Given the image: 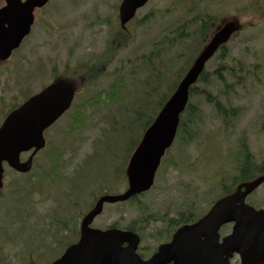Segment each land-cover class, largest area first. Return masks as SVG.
<instances>
[{
  "label": "rangeland",
  "instance_id": "374dc122",
  "mask_svg": "<svg viewBox=\"0 0 264 264\" xmlns=\"http://www.w3.org/2000/svg\"><path fill=\"white\" fill-rule=\"evenodd\" d=\"M176 1L148 0L145 5L138 9L136 12L138 20L143 17L146 18L145 16L149 14L152 17L133 31V42L121 50L112 63V81L122 79L129 83V80L132 82L131 78H138L140 82L147 81L146 86H136L137 93L133 97L136 100V105L140 107L148 101V105L140 110L144 119L143 121L139 120L137 125L140 127L134 126L128 131V139L135 142L140 138L143 131L141 126L154 116L159 103L162 101V96L153 97V87L158 88V79L154 78V75L160 77L159 73H148V76L143 78L144 69L148 67L147 63L136 65L134 77L128 76L125 69L123 72L122 66L124 64L125 68V61H128L132 67L130 60L136 59L144 53L150 55V61L153 60V63L157 64L160 61L175 59L184 51H188L179 60L173 71L168 74L171 83H173L181 70L188 65L192 57L189 51L191 49L196 50L197 46L194 35H192L196 32V26L191 21L195 15L193 12H189L188 8H185L190 3L197 5L199 11H206L214 15V20L216 19L218 22L225 18H235L237 21L239 20L240 24L248 26L236 34V37L226 46L227 52L240 60L241 63L249 66L252 72L248 75V81L244 86H238L229 93L230 104L226 103V97H219L226 107H239V114L232 118L228 127L224 128L221 125V117L216 114L210 102H206L201 96L193 98L191 103L198 106L201 114L198 127L200 133L192 141H189L190 143L186 144L185 160H180L181 144L176 139L169 151L170 153L158 169L153 187L139 197V200L131 203H115L106 208L105 212L94 220L95 226L104 227L112 222L121 227H127L138 220L139 213L144 214L147 219L152 214L162 215L166 213L169 217L173 216L179 208L187 210L189 206H193L195 211L201 212L202 209L208 207L210 200L214 198L212 195L217 196L219 194L218 180L221 177L223 179L232 176L234 173L235 160L242 138H244L248 150L257 163L264 158V0H220L208 4H204L203 0H183L184 5H181L182 7L179 6L171 11H166ZM119 2L120 0H49L47 6L36 9L34 12L35 21L30 35L6 62L0 64V120L12 105L22 101V92L26 90L29 92L37 91L40 84L48 79L47 72L44 78L35 79L36 77H31L28 81L21 79L26 78L40 60L44 67L47 66L48 71L52 66H55L56 70L61 72L65 62L73 65L85 55L89 45L96 46V42H90L94 41L90 32L96 33L95 36L102 41L106 36L107 29L103 19H106V23L112 21L113 24L115 20L117 22ZM1 3L0 0V5ZM183 26L185 27L184 33L192 35V37H177V29ZM86 28H89L90 31ZM164 36L176 37L172 44H161V47L158 48V42ZM156 41L157 43L153 48ZM153 50L159 51V58L152 55L151 51L153 52ZM224 57L221 60L226 66H230L231 62L227 54ZM215 58L206 65L207 76H214L212 70L216 64ZM50 59L52 65L49 63ZM159 65L158 68H160ZM169 70L162 68L160 72L165 74ZM221 77H225L228 82L233 79L227 74H221ZM198 85L201 86L200 83ZM222 86L223 84L219 80L212 78L206 89L209 90L211 96L215 97L218 96L219 93L217 92L221 90ZM79 101L78 98L77 103ZM96 118H91L87 127L80 130L76 135L77 141L71 145L77 152L73 158L74 163L63 171L64 174H68L70 167L76 166L78 159L88 153L95 140L97 142L94 144V153L92 154H96V158L100 161L112 159V173L123 170V163L128 150L131 148V142L128 141L126 145L121 143L119 147L112 149V143L109 141L120 143L124 139L123 136L120 137L115 133L112 134L114 136L107 134L104 138H98V136L105 130H110L111 123L112 132H114V125L118 126L122 123L125 127H129L132 120L131 107L120 112L116 105H112L111 111L100 115L98 119ZM62 127L63 121L56 122L50 131L54 132ZM52 141L50 139V142ZM170 161L176 165L173 166ZM86 164H89L88 161ZM34 166L36 168L47 167L44 154L41 153L36 157ZM262 172L264 173V170L259 171V173ZM82 173L88 175L85 169L82 170ZM254 173L259 175V173ZM53 177H56L53 183L60 184V176L55 174ZM7 179L8 181L4 182L0 189V220H3V217L12 216L15 203H27L34 198V195L25 192L24 197L19 199V202L5 199L9 191L16 187L12 181H9L8 176ZM17 181L20 182L21 178H18ZM112 181V194L120 193L126 188L125 178L114 177ZM247 198L249 202L261 204L264 200V182ZM3 200L4 203H2ZM53 201L50 194L48 204L52 207V213L60 215L64 207H56ZM19 217L22 222L21 233L33 234L37 224L35 219L30 217L27 206L20 205ZM158 224L161 223L158 222ZM53 232L56 233L54 229ZM231 263L238 264V258L235 257Z\"/></svg>",
  "mask_w": 264,
  "mask_h": 264
},
{
  "label": "water",
  "instance_id": "95a60500",
  "mask_svg": "<svg viewBox=\"0 0 264 264\" xmlns=\"http://www.w3.org/2000/svg\"><path fill=\"white\" fill-rule=\"evenodd\" d=\"M47 1L4 0L0 7V61L8 59L30 32L33 10ZM146 1H121L118 16L122 27ZM236 29L235 21L225 22L198 53L130 156L126 167V189L97 200L81 221L78 243L53 264H69L72 258L78 259L75 264H231L234 253L239 256V264H264V208L257 209L245 201L247 195L264 182V174L240 182L234 191L218 198L195 222L178 227L171 240L160 245L145 260L136 253L139 237L134 232L89 226L94 216L101 212L104 202L125 201L152 186L160 159L175 137L189 87L197 80L205 62ZM73 93L69 81L57 79L5 116L0 124V187L2 163L5 161L18 171H28L32 156L44 145L43 130L69 107ZM32 147V154L21 162L19 154ZM230 222L233 223L231 232L220 239V226ZM123 243L127 245L123 246Z\"/></svg>",
  "mask_w": 264,
  "mask_h": 264
},
{
  "label": "flooded vegetation",
  "instance_id": "af4514ba",
  "mask_svg": "<svg viewBox=\"0 0 264 264\" xmlns=\"http://www.w3.org/2000/svg\"><path fill=\"white\" fill-rule=\"evenodd\" d=\"M131 26L133 27V25ZM86 29L90 31L89 28ZM83 34L85 35V33ZM95 34L90 32V35L94 38V41L90 42H96V46L89 45L85 55L79 61L73 65L65 62L61 72H58L55 66L51 67L53 69L49 73L51 81L57 77L69 79L75 83V85L73 84L75 91L78 90L81 94L79 103L72 102L71 111L62 120L63 127L54 132L48 129L44 134L46 145L48 143V146L42 154H44L47 167L36 168L34 166L35 158L41 152L38 151L32 159L29 173H21L8 167L6 169V171L12 172L5 174V182L8 181V176L9 181H12V184L16 186L8 194V197L13 198L14 202H19V199L23 198L20 191L26 185H29V193L34 195V198L27 203H15L14 208L19 211L20 205L27 206L30 217L35 219L37 225L33 234H22L20 231L22 223L20 218L10 221V225L13 222L10 227L5 224L6 217L0 220V264L53 263L68 248L79 241L81 221L94 207L97 200L102 195H112V159H102L100 161L96 158V154H92L94 153L96 140L90 150H88V153L78 159L76 166H71L68 174L63 173L67 167L74 163L73 158L77 153L76 151L68 150L67 145L64 146L63 144L65 136L63 133L65 132L66 123L68 122L69 127L81 126L80 122L84 125L90 120L92 112H100L112 107V100L109 99V95L112 94V54L110 53L107 58L101 61L103 54L108 49V29L102 41ZM93 50L96 52H88ZM49 63L52 65L51 59ZM104 137L105 135L98 136V138ZM50 139L53 141L50 142ZM128 141L131 142V148L128 150L127 161L139 142L132 144L133 141L127 137L124 144L126 145ZM109 143H112V141H109ZM30 153L31 151L22 153L20 155L21 161H24ZM49 155L54 156L55 160L49 158ZM87 161L89 164H86ZM63 163H66V166L62 167ZM84 169L88 175L82 173ZM53 174H61L60 184L53 183ZM18 178H21L20 182L17 181ZM50 194L56 207H64L60 215L52 213V207L48 204ZM138 198L139 196H136L134 200H139ZM127 202L130 203L132 200ZM110 206H112V203L104 202L100 214L93 218L89 226L102 230L112 228V222L104 227L93 224L94 220L98 219L106 208ZM254 206L264 208V204ZM191 214L190 210L186 211L179 208L174 214V217L178 220L176 226L170 223L173 217H168L166 213L162 215L152 214V216H148V219L146 216H142L140 220H136L131 224V231L136 233L140 239L137 247V253L140 257L147 259L160 245L168 243L174 231L180 225L192 222V219L189 218ZM185 215L186 221L181 222ZM158 222L161 224H158ZM173 223L175 224L176 221ZM232 225L233 223H228L220 229L230 231ZM53 229L56 231L55 234ZM223 230H221L220 234H226V231ZM222 237L223 235H220V239ZM122 245L126 246L127 244L123 243ZM75 262L76 259L72 258L68 263L75 264Z\"/></svg>",
  "mask_w": 264,
  "mask_h": 264
},
{
  "label": "trees",
  "instance_id": "16d2710c",
  "mask_svg": "<svg viewBox=\"0 0 264 264\" xmlns=\"http://www.w3.org/2000/svg\"><path fill=\"white\" fill-rule=\"evenodd\" d=\"M219 1L220 0H212L211 3H216ZM221 1H223V0H221ZM181 5L182 6L184 5L183 0H177L176 2H173L171 4V7L168 8L166 11H171L173 9H176L177 7H179ZM185 8H188V11L193 12L195 15L191 21L196 26V32H194L192 35H194L195 43L197 46H196V50L191 49L189 51L193 57V55L195 54V52L199 48L198 46H200L201 43L213 31L216 23H214V18H215L214 15H212L206 11H201V10L199 11V8L197 7V5H195L193 3H190ZM145 17L146 18L143 17L141 20L133 19V20H131V22L136 27H138V26L142 25L144 23V21H146L147 19L149 20L152 17V15L149 14V15H146ZM163 20H165V19H163ZM131 22L129 24L130 26H131ZM109 24H110V22H108V26H107L108 27V33H109V40L107 41L108 49L103 54L101 61H103L105 58H107L110 53L112 54V61H113L115 59V57L117 56V54L120 53L121 50H123L124 48H127L129 45H131V43L133 42V39H134V34H131V30L122 29L119 26V24L115 21L112 25H109ZM184 29H185L184 26L177 29L178 30L177 37H179V38H181L183 36L192 37V35L185 34ZM175 37L164 36L163 39L160 42H158V45H159L158 48L161 47V44H164V45L172 44ZM154 47L155 46H153V48ZM151 53H152V55L156 56L155 58H159V51L158 50H153V52L151 51ZM186 53H188V51H184L183 54L178 55L175 59L168 60V61H160L157 64L153 63V60L150 61V55H147L144 53L141 56L137 57L136 59L130 60L132 63V65H131L132 67H130V65L128 64L129 63L128 61L127 62L125 61V68H124V64H123L122 71L125 69L127 71L128 76L134 77V75L136 73V65L137 64L142 65V64H146V63L148 65V67H146L144 69L143 78L147 77L148 73L149 74H151V73L152 74H155V73L160 74V77H158L157 75H154V78L158 79V82H157L158 88L153 87V92H154L153 97H155L157 95H161L162 101L159 103V106H158L156 112L154 113V115H156V113L158 112L160 107L163 105V103L167 100L169 95L172 93L177 82L179 81L182 74L186 70L187 66L191 63L192 57H191L188 65L183 70H181V72L175 78L173 83H171V80L169 79L168 74L171 71H173V69L175 68V66L179 62V60L181 58H183V56ZM225 54H227V57L229 58V60L231 62L230 66H226L224 64V62L221 60V59L225 58L224 57ZM215 60H216V64H215L214 69L212 70V73L214 76H207L205 72H203L201 74L197 83L190 87L189 100L186 104L184 111L180 114L179 124L177 127L176 138H175V140L177 139V141L181 144L180 150H179L180 160H185V158H186V154H185L186 144L190 143L189 141H192L196 137V135L200 133V131L198 130V127H199V123L201 120V114L199 113L198 106L196 104L194 105L193 103H191V101H193V98H195L197 96H201L204 98V100L206 102H210L211 105L213 106V108L215 109L216 113L221 117V120H222L221 125L224 128L228 127L232 118L239 114V111H240L239 107H226L221 102L219 97L220 96L226 97V103L230 104V98L228 97L229 93L231 91H234L235 88L238 86H241V87L244 86L245 83H247L248 75L252 72V70L249 68V66H246L245 64L241 63L240 60L231 56L230 53H227V51L225 49H223L222 52L219 55H217ZM158 64H160L159 65L160 68H158ZM43 66H44L43 63L40 60L37 63V67L43 68ZM42 68H37L36 70H34L35 68H33L29 72V75L27 74L26 78H21V79L28 81L31 77H35V76L38 77V76L43 75L45 69L43 68V70H42ZM162 68H166V69H170V70L168 72H166L165 74H163L160 72ZM16 69H18V68H16ZM127 69H129V70H127ZM221 74H227L228 77L233 78L232 81L228 82L225 77H221ZM212 78H216L217 80L220 81L221 84H223L221 90H218V92H217V93H219L218 96H215V97L211 96L209 90L206 89L209 86V84L211 83ZM131 79H132V82L129 80V83L124 82L122 79H114L112 81V94L109 95V99L112 100V105L113 106L116 105V108L120 112L126 111L129 109V107H131L132 120L130 122L129 127H125L124 124H122V123L119 124L118 126L114 125V127H113L114 132H112V123H111V130H110L111 135L113 133H115L116 135H119L120 137L121 136H123L124 138L128 137L127 136L128 131L134 126L140 127L137 124H138L139 120L143 121V119H144L143 116H141L142 112L140 110L142 109V107L145 106V103H148V101L143 103V105L140 107V106L136 105V100H134L133 97L135 96V93H137L136 92V86L137 85H141L142 87L146 86L147 81L140 82V80H138V78L137 79L131 78ZM198 83H200L201 86H199ZM28 93L29 92L27 90L25 92H22V97H27ZM108 109L112 110V107L108 108ZM153 117L154 116H152L145 123V125L141 126L143 128V131L151 123V121L153 120ZM144 122H145V120H144ZM112 136H114V135H112ZM242 139L243 140L239 144L238 156H236V160H235L236 166H235L234 173L232 174V176L224 177L223 179L221 177V179H219L217 182V184H218L217 186H218V188H220L219 194L228 193L231 190V188L234 186V184H236L237 182L251 179L255 176L254 172H256L258 174V172L260 170H264V158L259 163H257L256 160L253 158V155L251 154V152L248 150V146H247L244 138H242ZM134 143L135 142H133L132 144H134ZM119 144H121V143H119L118 141H112V149H115L117 146L119 147ZM115 145H116V147H115ZM48 157L51 158L52 160H55L54 156L49 155ZM170 163L173 166L176 165L172 161H170ZM120 176L123 177V171L119 170V171H114L112 173L113 179H114V177L120 178ZM212 197H215V194L212 195ZM133 199H135V197ZM192 207L193 206H189L187 208V210H190L192 212L193 210L190 209ZM142 215H144V214L139 213V216L137 219L140 220ZM196 216H199V215L196 213L193 216V213H192L189 216V218L194 220ZM170 221H171L170 223H172L173 226H176L178 224V220H176L175 217H173ZM175 221H176V223L174 224L173 222H175ZM185 221H186V215H185V218H183V220H181V222H185ZM115 226H117V224L112 223V227H115Z\"/></svg>",
  "mask_w": 264,
  "mask_h": 264
}]
</instances>
